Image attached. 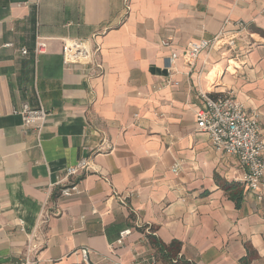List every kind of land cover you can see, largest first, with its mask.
Here are the masks:
<instances>
[{
  "label": "crops",
  "instance_id": "obj_1",
  "mask_svg": "<svg viewBox=\"0 0 264 264\" xmlns=\"http://www.w3.org/2000/svg\"><path fill=\"white\" fill-rule=\"evenodd\" d=\"M237 20L256 42L246 56L186 63L189 42ZM93 34L103 70L64 66L63 41ZM37 37L47 47L35 55ZM226 89L264 135V0H0V264H19L31 234L38 264H86L80 247L89 264H264V187L249 190L237 159L195 128L199 91ZM22 102L48 112L39 137L14 112ZM82 157L94 170L57 198L50 183Z\"/></svg>",
  "mask_w": 264,
  "mask_h": 264
},
{
  "label": "built area",
  "instance_id": "obj_2",
  "mask_svg": "<svg viewBox=\"0 0 264 264\" xmlns=\"http://www.w3.org/2000/svg\"><path fill=\"white\" fill-rule=\"evenodd\" d=\"M243 0H235L239 3ZM232 27L222 28L209 38L201 37L189 42L183 53L188 65H194L198 56L209 50L229 51L227 63L233 65V61L246 56L255 41L246 40L248 31L247 23L241 20L234 21ZM241 45L238 46V43ZM162 45L170 47L171 41L163 40ZM47 44L38 37L33 46L35 55L44 53ZM23 54L27 49H21ZM101 43L98 34H93L91 38L65 39L62 44V62L64 66H91L100 73L103 64L100 60ZM178 58L176 52H172L165 59V69L168 71L166 84H171L174 63ZM174 84L176 82L174 81ZM203 105L195 110V128L197 131L205 133L211 146L225 154L233 155L243 169L242 182L254 193H260L264 187V135L259 123V116L256 112H248L244 104L236 97L232 89H226L222 93L210 94L206 91H199ZM14 112L21 116L22 123L26 129L33 130L39 137L44 130L48 117L47 110L42 107H32L27 102H22ZM105 149L102 142L98 147L99 151ZM94 170L93 163L89 157L79 158L75 163L68 164L64 168L63 175H56L55 180L50 183L52 188L58 187L57 198L68 196L72 192L71 178L79 176L85 172ZM174 173H178V168H173ZM56 203V202H55ZM51 213L44 208L38 218V228L46 223ZM39 229H37L38 231ZM131 233L130 228L120 231L115 244L121 245L123 239ZM34 235L28 236V245L25 254L19 264H38L35 251L38 245L33 243ZM89 247H80L76 250L86 264H89L91 254ZM154 261L151 256L147 261L134 259L132 264H149Z\"/></svg>",
  "mask_w": 264,
  "mask_h": 264
},
{
  "label": "trees",
  "instance_id": "obj_3",
  "mask_svg": "<svg viewBox=\"0 0 264 264\" xmlns=\"http://www.w3.org/2000/svg\"><path fill=\"white\" fill-rule=\"evenodd\" d=\"M162 250H160L162 252V255H164V258L166 260H169L170 262H173L174 260L177 259V261H183L181 255H179V253H167V252H163V247H161ZM179 255V256H178Z\"/></svg>",
  "mask_w": 264,
  "mask_h": 264
}]
</instances>
